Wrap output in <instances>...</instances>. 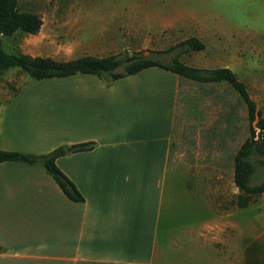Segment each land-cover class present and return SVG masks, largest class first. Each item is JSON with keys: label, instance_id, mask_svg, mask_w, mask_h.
Instances as JSON below:
<instances>
[{"label": "crops", "instance_id": "0c3cea01", "mask_svg": "<svg viewBox=\"0 0 264 264\" xmlns=\"http://www.w3.org/2000/svg\"><path fill=\"white\" fill-rule=\"evenodd\" d=\"M180 4L70 6L65 30L77 38L61 52L26 53L57 60L116 54L132 47L124 30H176ZM91 30L93 41L82 35ZM184 78L151 66L109 85L76 74L15 91L0 107L1 149L42 154L96 145L56 161L83 201L70 199L40 166L0 162V264H246L251 251L261 259L264 250L250 244L264 232L243 230L228 208L215 215L213 201L201 198L214 184L187 185L170 160Z\"/></svg>", "mask_w": 264, "mask_h": 264}, {"label": "rangeland", "instance_id": "374dc122", "mask_svg": "<svg viewBox=\"0 0 264 264\" xmlns=\"http://www.w3.org/2000/svg\"><path fill=\"white\" fill-rule=\"evenodd\" d=\"M179 1L183 18L176 30L162 33L135 31L134 35L124 30L129 37L126 42L132 39L130 51L166 49L168 46L163 43L169 45L197 36L206 48L184 53L180 59L197 67L231 68L246 83L264 115V0H176ZM147 3L148 0H21L19 10L38 13L43 20L42 27L36 34L17 31L5 36L3 46L7 52L43 55L61 52L59 47L77 38V32L65 30L70 6L141 8ZM95 34L92 30L82 33L90 41L96 39ZM175 55L176 52H171L153 56L166 62ZM37 81L17 67L6 70L0 76V107L21 86ZM249 135L247 107L230 83L183 79L177 102L171 162L180 167L187 185L195 181L214 184L213 191L205 188L200 197L213 201L215 215L218 208H228L232 217H238L243 230L263 233L264 193L257 195L256 202L252 201L247 208L236 207L240 191L234 182V159ZM262 159L256 167L253 183L264 179V156ZM233 230L231 225V235ZM250 248L264 250V237L250 244ZM257 254L251 251L246 264H264V251H261V259Z\"/></svg>", "mask_w": 264, "mask_h": 264}, {"label": "trees", "instance_id": "16d2710c", "mask_svg": "<svg viewBox=\"0 0 264 264\" xmlns=\"http://www.w3.org/2000/svg\"><path fill=\"white\" fill-rule=\"evenodd\" d=\"M21 0H0V76L8 69L17 67L36 80L67 77L76 74L98 76L107 85L119 78L135 74L147 67L158 66L172 71L181 77L198 82L230 83L243 99L247 111L250 135L241 144L234 159V182L240 193L237 205L247 207L259 194L264 193V179L253 183L257 165L264 156V115L248 87L237 73L229 67L204 68L189 65L180 59L184 53L202 51L206 44L197 36H189L163 50H124L116 54L98 57L85 55L70 60H57L51 56H32L27 53L7 52L3 46V37L17 31L36 34L40 31L43 20L38 13L20 11ZM146 51L148 54H146ZM176 52L170 61H162L154 54ZM17 92V91H16ZM96 142L88 141L73 144L71 151L91 150ZM67 146H59L47 153L36 154L9 151L0 148V162L14 161L44 168L59 184L64 193L74 201L85 198L75 183L59 168L57 158L68 154ZM2 248L0 247V251Z\"/></svg>", "mask_w": 264, "mask_h": 264}, {"label": "water", "instance_id": "95a60500", "mask_svg": "<svg viewBox=\"0 0 264 264\" xmlns=\"http://www.w3.org/2000/svg\"><path fill=\"white\" fill-rule=\"evenodd\" d=\"M72 148L71 147H68V150H71Z\"/></svg>", "mask_w": 264, "mask_h": 264}]
</instances>
